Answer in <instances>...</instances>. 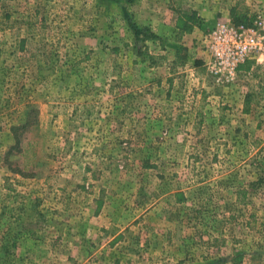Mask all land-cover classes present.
<instances>
[{
	"label": "rangeland",
	"instance_id": "obj_1",
	"mask_svg": "<svg viewBox=\"0 0 264 264\" xmlns=\"http://www.w3.org/2000/svg\"><path fill=\"white\" fill-rule=\"evenodd\" d=\"M195 1L159 4L158 14L183 24L210 5L214 25L264 17V0ZM140 2L0 0V264H108L105 238L81 234L79 217L98 201L136 255L167 252L145 250L158 206L179 221L185 251L205 259L175 264H228L235 253L264 264V67L168 89L149 59L183 49L138 24Z\"/></svg>",
	"mask_w": 264,
	"mask_h": 264
},
{
	"label": "crops",
	"instance_id": "obj_2",
	"mask_svg": "<svg viewBox=\"0 0 264 264\" xmlns=\"http://www.w3.org/2000/svg\"><path fill=\"white\" fill-rule=\"evenodd\" d=\"M140 7L139 15H138V24L140 26H147L151 28L152 33L159 38L156 40L162 41V44H169L175 43L176 45L180 46L184 49L186 53V61L184 65L177 67L173 71H170L171 64L175 57V52L173 51L170 54V57L163 59L161 63L152 64L151 60L149 59L148 67L150 70H157L162 69L166 73V77L162 81V84H166L167 88L169 89V85L173 86L170 87L172 89L178 90H189L190 87H196L195 89L204 88V79L208 75H206V71L203 65V57H202V37L209 32V30L214 26L213 18H215L218 14L216 13V8L212 9L209 5L206 9L201 8L198 13H195L197 18L202 19V24H199L198 27H193V30L190 34H183L181 37H176L178 35V29L176 28V23L171 22V19L167 17V12L164 13V16L159 13V9L162 7L159 4L163 3H170V5L177 3V0H140ZM166 1V2H165ZM200 0H196L195 3H199ZM246 5L247 2H245ZM264 7V6H263ZM136 9L135 12H138ZM201 17V18H200ZM166 41V42H165ZM157 41L151 42L152 45H155ZM165 42V43H164ZM149 44V43H147ZM171 48V46L169 47ZM168 48V50H170ZM168 55V54H167ZM148 63V62H147ZM253 66H251L250 70ZM249 70V71H250ZM248 71V72H249ZM247 71L238 70L239 73H246ZM206 75V76H205ZM184 85V86H183ZM154 86V83H151V87ZM198 86V87H197ZM210 86V85H209ZM175 87V88H174ZM192 88V89H193ZM209 89V88H208ZM191 90V89H190ZM153 99L156 101L155 94H151ZM156 113L161 117L164 115L165 112L161 110L160 105H155ZM100 203V204H99ZM158 207V206H157ZM157 207L152 208V210L148 211V217L145 218V232H146V251L148 250L153 252V249H159L161 246L168 245L164 254L163 252L160 254V257H149L147 252L145 254L141 253L136 255L133 251V245L129 244H122V241H125V235H122V229L118 231L116 227H121L119 223H116L112 215L110 213V208L102 204L98 201L93 208L86 207V215L84 217H79L80 222L82 223V232L81 234L84 235H96L99 237L105 238L106 246L102 249L104 251L108 248V256L102 257V262H108V264H148L151 263V260L161 261L162 264H175L181 261L191 262L199 260H205L203 257L199 256L196 257L194 253V249L186 250L182 243H179V221L176 219H168L164 217V214L161 213L159 215L155 211ZM82 215L83 213L81 211ZM19 216V215H18ZM75 218V217H74ZM76 220V219H75ZM70 221H73L70 219ZM79 221V220H78ZM137 221L136 223H138ZM14 223V225H13ZM16 230L13 232V237L15 236L16 241L20 244L22 241H25V233L24 227L25 222L24 220L16 219L15 222L12 224ZM137 225V224H136ZM141 225V223H138ZM125 228V227H124ZM123 228V229H124ZM159 228V229H157ZM85 231V232H84ZM78 233V232H77ZM76 233V234H77ZM75 234V235H76ZM74 235V236H75ZM7 235H5L6 237ZM29 238H33L32 240L36 239V236H29ZM127 241V240H126ZM129 244V246H128ZM226 241V245H227ZM120 245V246H119ZM122 245V246H121ZM127 245V246H126ZM177 253V255H175ZM163 257V255H165ZM17 257H31V254L26 253L24 254L23 251L20 249L16 252ZM229 254L226 255L224 263L228 262V264L232 261L234 264H244L243 259H236L237 254ZM7 256V255H6ZM5 257V256H4ZM208 260V258L206 259ZM205 262V261H203ZM226 262V263H227ZM214 262L210 263L213 264ZM34 264V263H33Z\"/></svg>",
	"mask_w": 264,
	"mask_h": 264
},
{
	"label": "built area",
	"instance_id": "obj_3",
	"mask_svg": "<svg viewBox=\"0 0 264 264\" xmlns=\"http://www.w3.org/2000/svg\"><path fill=\"white\" fill-rule=\"evenodd\" d=\"M206 73L221 82H230L245 61L264 67V17L248 24L219 21L202 37Z\"/></svg>",
	"mask_w": 264,
	"mask_h": 264
},
{
	"label": "trees",
	"instance_id": "obj_4",
	"mask_svg": "<svg viewBox=\"0 0 264 264\" xmlns=\"http://www.w3.org/2000/svg\"><path fill=\"white\" fill-rule=\"evenodd\" d=\"M128 3H133L135 0H126ZM124 16H128L126 13H124ZM187 23L183 22V24H180L179 20L177 22L176 28L178 29V36H182L183 34H190L193 30V27H198L199 26V19L197 18L195 13H191L190 16L187 17ZM129 26L131 28V30L133 31V35L135 36V38H138L142 32V29L137 27L135 24H133L131 21L129 22ZM152 37V36H150ZM186 61V53L183 50L179 51L177 50L175 52V57L174 60L171 64V68L170 71H173L174 69H176L177 67H180L182 65H184ZM254 65V61L252 60H248L245 61L243 64H241L238 67V70H244V71H249L251 66ZM246 72V73H247ZM24 126V125H23ZM23 126H16L12 128V132L15 133L20 129L23 128ZM17 139V137H16ZM16 145H19V142L16 140ZM28 152L25 151L24 155L26 156ZM27 165V162H26Z\"/></svg>",
	"mask_w": 264,
	"mask_h": 264
}]
</instances>
